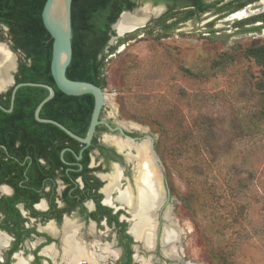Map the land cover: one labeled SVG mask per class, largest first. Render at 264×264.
Returning a JSON list of instances; mask_svg holds the SVG:
<instances>
[{
    "label": "rangeland",
    "instance_id": "374dc122",
    "mask_svg": "<svg viewBox=\"0 0 264 264\" xmlns=\"http://www.w3.org/2000/svg\"><path fill=\"white\" fill-rule=\"evenodd\" d=\"M235 4L185 18L140 0L133 12H163L105 51V113L156 140L185 264H264V74L245 55L264 45V30H247L264 3L227 15Z\"/></svg>",
    "mask_w": 264,
    "mask_h": 264
},
{
    "label": "flooded vegetation",
    "instance_id": "af4514ba",
    "mask_svg": "<svg viewBox=\"0 0 264 264\" xmlns=\"http://www.w3.org/2000/svg\"><path fill=\"white\" fill-rule=\"evenodd\" d=\"M204 1H218V6L230 0ZM244 1V6L227 15L264 3V0ZM177 8L186 9V15L197 7L194 0H187ZM248 15L257 17L247 22V30H264V10L248 11ZM4 39L7 44L1 42ZM0 43L20 55L17 69L12 71L16 80L21 50L13 49L9 27L3 23H0ZM11 88L0 91V105L4 106L1 102L9 98ZM10 97L12 101V91ZM13 111L14 107L5 112ZM87 111L41 109L40 116L51 118L42 114L66 112L73 116L68 119L77 121L74 116L81 115L80 121L73 123L52 119L85 137L90 128L85 117ZM35 112L36 109L31 115V110H25L20 123H0V264H161L162 260L166 264H185L180 246L182 230L175 216L167 168L162 160L161 166L155 162L149 140H143L147 134L139 127L133 129L117 122L103 107L100 114L103 122L96 126L91 142L87 143L74 138L60 125L38 121ZM143 143L156 169L154 184H159L162 195L141 208L136 204L139 176L144 168L143 156L138 155L136 147ZM156 147L154 139L153 148L157 152ZM143 220L145 225L138 234L134 227ZM175 223L180 234L173 227ZM169 226L176 229V237L166 245L163 240ZM150 229L154 230L153 248L145 243ZM165 250L176 256L166 255Z\"/></svg>",
    "mask_w": 264,
    "mask_h": 264
},
{
    "label": "trees",
    "instance_id": "16d2710c",
    "mask_svg": "<svg viewBox=\"0 0 264 264\" xmlns=\"http://www.w3.org/2000/svg\"><path fill=\"white\" fill-rule=\"evenodd\" d=\"M140 0H73L72 1V44L73 58L67 68V76L76 80L92 81L103 88L106 85L105 63L108 56L105 53L109 40L116 31L112 24L124 10L137 7ZM170 4V11L176 6L187 3V0H162ZM194 0L197 8L190 9L185 18L194 17L198 12L212 10L216 3ZM236 3L229 11L245 5L244 0H232ZM46 0H0V23L9 27L13 40V49L21 50V60L17 72L16 82L36 81L54 86L56 94L45 102L42 110L46 109H86L85 117L90 122L94 108L93 94L68 95L61 91L55 83L51 61L53 55V38L42 19V11ZM138 31V29H137ZM135 31V32H137ZM135 33H128L119 37L117 44ZM116 47V45H115ZM115 47H112L115 48ZM110 48V47H109ZM111 49V50H112ZM245 55L254 57L262 67L264 74V45H256L246 50ZM11 91L9 98L1 103L5 107L11 106ZM49 94V89L43 86L23 85L18 88L15 97L14 111L7 113L0 109V123L22 122L25 110H31V115L38 104ZM44 117L59 119L64 123L80 121L81 115H76L77 121L66 112H53ZM34 123H41L33 120Z\"/></svg>",
    "mask_w": 264,
    "mask_h": 264
},
{
    "label": "water",
    "instance_id": "95a60500",
    "mask_svg": "<svg viewBox=\"0 0 264 264\" xmlns=\"http://www.w3.org/2000/svg\"><path fill=\"white\" fill-rule=\"evenodd\" d=\"M63 1L64 7L62 9V13L60 16V19L63 21V24L60 22H56L53 19V11L57 3ZM72 1L73 0H46V3L44 5L43 11H42V19L45 27L51 34L53 38V55H52V61H51V69L52 74L55 80L56 85L58 88L63 91L64 93L68 95H82L86 93H90L94 95L95 103L94 108L92 112V117L90 121V128L88 131L87 136L82 137L71 130L63 127L62 123L58 120L52 119V118H43L40 116V110L42 109L45 102L50 100L54 97L56 94V89L53 85L45 82H36V81H22V82H16L13 75L11 77L10 83H8L3 89H0V91L7 90L8 88L12 87V101H11V107L6 108L2 105H0L1 108H3L5 111H11L14 107V101L16 92L19 87L23 85H35V86H43L49 89V94L38 104L36 107V119L41 122H49L53 124L60 125L64 130L67 131L68 134L73 136L74 138L82 141L90 143L93 137V134L96 130V126L103 122L100 119V114L105 107L107 103V95L105 92V88L102 86L87 80H76L69 78L67 76V68L70 65L72 58H73V44H72ZM165 9V7H164ZM135 10H124L121 12L117 20L112 24V29L116 31L115 35H112L111 39L109 40V44L113 42L115 38H119L121 36H124L130 32L136 31L137 29H140L144 27L152 18L148 20L145 24L142 26H137V28L133 30H129L124 33H120L118 30H116V24L120 20V18L125 13H131ZM159 16V15H158ZM157 17V16H154ZM17 67L15 68V70ZM147 139L149 140L148 144H150L152 154L154 156L155 162L161 166V159L158 156L157 152L153 148V141L154 138L152 136L146 135ZM134 139V138H133ZM163 178L166 179V174L163 169H161ZM170 194V189H169Z\"/></svg>",
    "mask_w": 264,
    "mask_h": 264
},
{
    "label": "bare ground",
    "instance_id": "6f19581e",
    "mask_svg": "<svg viewBox=\"0 0 264 264\" xmlns=\"http://www.w3.org/2000/svg\"><path fill=\"white\" fill-rule=\"evenodd\" d=\"M63 7H64V3L63 1H61L56 4L53 11V19L56 22H60L61 24H63V21L60 19ZM162 11L163 8L152 7L151 5H147L142 9L143 13H140L139 11L125 13L116 24V30H118L121 34L129 30H133L137 28V26L138 27L142 26L143 24L148 22V20L153 16H158ZM243 15H245L244 11H240L234 14V16L236 17H241ZM15 54L9 50L7 45L0 43V55H1L0 89H3L11 81L12 71L15 70L17 63V56ZM128 144H129L128 142L123 143V146H126ZM136 148L139 153L138 155L142 154L143 156V160H141L142 161L141 164L144 169L141 171V174L139 176L140 179L139 197H138V204H136V206L142 208L143 206H145V204L149 205L151 200H156L157 198H160V195L162 194L160 191L159 184L158 185L154 184L157 173L153 164L152 157L147 151L146 145H144L143 143L141 145H138ZM143 225H145V220L136 223L134 227L135 232L137 230L139 234V228L143 227ZM175 235H176V230L172 226L167 227V232L164 235L163 242L165 244L166 243L170 244L171 240H173L176 237ZM145 243L149 248L154 247V230L150 229V233H148V235L145 236ZM165 253L167 255H170L171 257H175L173 254L169 252V250H165Z\"/></svg>",
    "mask_w": 264,
    "mask_h": 264
}]
</instances>
